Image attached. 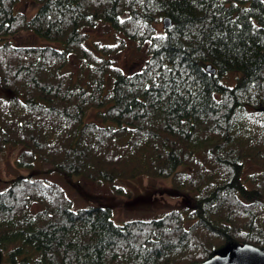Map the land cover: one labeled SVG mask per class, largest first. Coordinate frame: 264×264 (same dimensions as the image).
Segmentation results:
<instances>
[{
	"label": "trees",
	"instance_id": "16d2710c",
	"mask_svg": "<svg viewBox=\"0 0 264 264\" xmlns=\"http://www.w3.org/2000/svg\"><path fill=\"white\" fill-rule=\"evenodd\" d=\"M20 30L57 43L16 44ZM128 48L144 55L133 72L119 61ZM94 106L102 123L84 120ZM9 145L22 146L19 167L114 192V180L170 177L191 202L118 223L18 174L0 189V264H193L264 247V0H0Z\"/></svg>",
	"mask_w": 264,
	"mask_h": 264
},
{
	"label": "rangeland",
	"instance_id": "374dc122",
	"mask_svg": "<svg viewBox=\"0 0 264 264\" xmlns=\"http://www.w3.org/2000/svg\"><path fill=\"white\" fill-rule=\"evenodd\" d=\"M17 8V7H16ZM19 9L31 17L36 10L31 1L20 3ZM107 29L99 28V32ZM19 45H38L56 41L40 37L30 30H20L9 37ZM142 51L128 48L119 56L121 67L125 72L138 70L142 65ZM98 107L89 108L84 120L102 123L98 116ZM21 145H9L0 152V189L6 186L16 175L41 176L55 180L66 189L73 200L74 207L86 205L108 206L113 211V220L122 222L132 218H150L175 207H181L191 202L189 191L176 190L171 185L170 177H138L133 180H114L113 185L121 188L114 192L110 183L98 184L79 175L67 176L58 171H49L40 163L34 167H19L16 157Z\"/></svg>",
	"mask_w": 264,
	"mask_h": 264
},
{
	"label": "water",
	"instance_id": "95a60500",
	"mask_svg": "<svg viewBox=\"0 0 264 264\" xmlns=\"http://www.w3.org/2000/svg\"><path fill=\"white\" fill-rule=\"evenodd\" d=\"M165 27L170 25V18H163ZM211 72L214 68L206 67ZM193 264H264V247L251 243L230 245L223 253H216L209 258Z\"/></svg>",
	"mask_w": 264,
	"mask_h": 264
}]
</instances>
